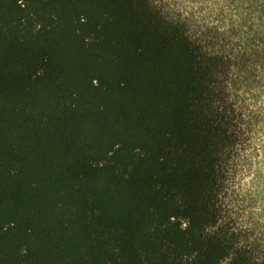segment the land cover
Masks as SVG:
<instances>
[{
    "label": "trees",
    "instance_id": "16d2710c",
    "mask_svg": "<svg viewBox=\"0 0 264 264\" xmlns=\"http://www.w3.org/2000/svg\"><path fill=\"white\" fill-rule=\"evenodd\" d=\"M262 142L264 0H0V264H264Z\"/></svg>",
    "mask_w": 264,
    "mask_h": 264
},
{
    "label": "rangeland",
    "instance_id": "374dc122",
    "mask_svg": "<svg viewBox=\"0 0 264 264\" xmlns=\"http://www.w3.org/2000/svg\"><path fill=\"white\" fill-rule=\"evenodd\" d=\"M238 178L234 199L238 218L248 227L264 231V142L250 154Z\"/></svg>",
    "mask_w": 264,
    "mask_h": 264
}]
</instances>
